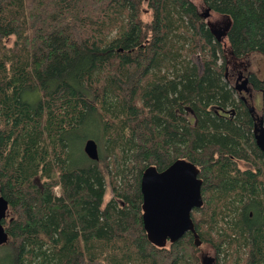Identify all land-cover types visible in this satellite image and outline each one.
I'll return each instance as SVG.
<instances>
[{"label": "trees", "instance_id": "obj_1", "mask_svg": "<svg viewBox=\"0 0 264 264\" xmlns=\"http://www.w3.org/2000/svg\"><path fill=\"white\" fill-rule=\"evenodd\" d=\"M203 2L224 34L191 0H0L7 264H203L202 246L216 264H264V79L248 74L259 116L227 62L264 57V0ZM87 125L104 149L83 163L71 136ZM177 160L199 170L204 203L195 233L159 248L141 181Z\"/></svg>", "mask_w": 264, "mask_h": 264}, {"label": "water", "instance_id": "obj_2", "mask_svg": "<svg viewBox=\"0 0 264 264\" xmlns=\"http://www.w3.org/2000/svg\"><path fill=\"white\" fill-rule=\"evenodd\" d=\"M218 33L224 34V30ZM256 143L264 152L262 126L257 128ZM84 150L92 161L99 160V149L95 140H88ZM198 174L197 167L186 160H177L162 172L154 167H149L144 172L141 181L143 223L149 241L155 246L164 248L189 232L195 233L192 213L204 203L202 182ZM8 215L9 203L0 192V249L9 241L3 225ZM195 237L198 241L196 234ZM197 245L200 246L201 242L198 241Z\"/></svg>", "mask_w": 264, "mask_h": 264}, {"label": "rangeland", "instance_id": "obj_3", "mask_svg": "<svg viewBox=\"0 0 264 264\" xmlns=\"http://www.w3.org/2000/svg\"><path fill=\"white\" fill-rule=\"evenodd\" d=\"M191 1L197 6L199 12L202 14L204 19L210 22V24H212V26H214L216 30H219V31L224 30L227 27V24H228L227 19L224 17H220L219 15H216L210 11L208 12V9L205 6L203 0H191ZM222 41H225V44H226V40L223 39ZM192 58H193V61L198 65V67H200L201 59L198 58L197 56H193ZM227 62H228V80L232 86H236L238 77L240 75L247 77L248 74L252 72L256 73L261 79H264V57L258 53H253L243 59H235L230 54L227 53ZM239 83L242 84L241 81ZM243 95L249 100L250 106L254 108L255 114L260 116L262 112L261 94L251 89L249 93H244ZM93 130L94 129L91 127V125H87L83 127L73 137L71 136V139L73 142L72 147L77 157V161H80L83 163L85 162V159L83 156L84 147H85L86 142L92 139L88 137H90ZM98 149H99V154H100L104 149V145L99 143ZM243 164L244 163H241V166L243 168L246 167ZM111 197H112L111 188L110 186H108L105 201L107 202L108 200H110ZM202 251H203V254L205 255L212 256V257L214 255L212 250L207 246H202ZM0 264H7V262L3 259L2 256H0Z\"/></svg>", "mask_w": 264, "mask_h": 264}, {"label": "flooded vegetation", "instance_id": "obj_4", "mask_svg": "<svg viewBox=\"0 0 264 264\" xmlns=\"http://www.w3.org/2000/svg\"><path fill=\"white\" fill-rule=\"evenodd\" d=\"M217 33L219 32V30L216 31ZM242 82L239 83V82ZM236 89L238 90L240 97L242 98V100L246 103V105L250 108L251 112L253 114H255L254 112V108L250 106V102L249 100L243 95L244 93H249L250 92V87H249V82H248V76L244 77L243 75H240L238 77V81L236 83ZM202 262L203 264H216V258L215 255L212 256H208L205 254H202Z\"/></svg>", "mask_w": 264, "mask_h": 264}]
</instances>
